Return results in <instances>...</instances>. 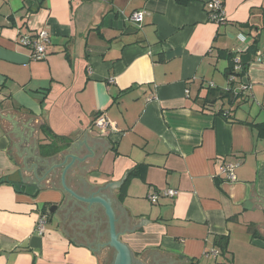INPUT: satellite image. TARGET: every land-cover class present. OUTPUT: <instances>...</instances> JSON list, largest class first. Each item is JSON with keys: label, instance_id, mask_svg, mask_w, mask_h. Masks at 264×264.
<instances>
[{"label": "crops", "instance_id": "crops-1", "mask_svg": "<svg viewBox=\"0 0 264 264\" xmlns=\"http://www.w3.org/2000/svg\"><path fill=\"white\" fill-rule=\"evenodd\" d=\"M209 1L0 0V264L114 261L105 206L76 195L110 202L132 264H264V0H222L223 22ZM43 29L35 60L20 38ZM255 43L232 85L251 89L220 96L229 52ZM46 127L69 143L51 154ZM166 189L178 193L150 200Z\"/></svg>", "mask_w": 264, "mask_h": 264}, {"label": "built area", "instance_id": "built-area-1", "mask_svg": "<svg viewBox=\"0 0 264 264\" xmlns=\"http://www.w3.org/2000/svg\"><path fill=\"white\" fill-rule=\"evenodd\" d=\"M207 9L208 17L210 20L219 22H223L225 20L224 5L222 0H210L207 4ZM144 16L145 12L143 10H136L126 19H129L141 26L144 20ZM20 43L32 49L31 56L33 59L43 60L47 57V47L51 43V34L48 30L45 29L40 30L36 33L22 34ZM234 62V72L229 74L228 76L229 86L227 87V90H232L235 94L249 91L252 87L250 83H241L238 88L232 87L237 79L235 72L241 70L240 56H236ZM211 86H215V84L212 83ZM95 122L103 132H107L109 129L113 128L111 120L103 113L97 116ZM236 165L237 163H224L221 166V173L228 179H235ZM177 193L178 191L175 189H166L153 192L152 194H150L149 198L152 201H158L161 196H175ZM48 218L49 215L47 212L40 214L37 223V231L39 233L44 232Z\"/></svg>", "mask_w": 264, "mask_h": 264}, {"label": "trees", "instance_id": "trees-1", "mask_svg": "<svg viewBox=\"0 0 264 264\" xmlns=\"http://www.w3.org/2000/svg\"><path fill=\"white\" fill-rule=\"evenodd\" d=\"M189 1L190 0H178V2L181 4H186ZM256 48H257L256 43L254 45H250L248 47V49L246 50V52L241 55V57H240L241 70L238 72H235V75L237 77H243L247 73L249 63L251 61V57L254 54L253 52H256ZM236 56H238V55L235 54L234 52H229L230 65H229L228 70L226 72L227 76H229V74L234 72V66H235L234 59ZM215 91H217V90L212 89V88L209 89L204 101L207 100V101L212 102L211 96L217 95V93H220V96H227V97L229 96V98H233V99L236 98V96L233 95L232 90H219L217 93ZM238 95H240V94H238ZM256 125H258L259 128L264 127V123H259ZM44 130L46 133H48L50 135V137L52 139V142L50 143V145L53 146L51 154L59 151V148L61 147L60 146L61 142L65 143V144L69 143V140H67L64 136H60V135L56 134L51 128L46 127V128H44ZM61 145H63V144H61ZM134 175H139V169L138 168L134 169L132 172L129 173L128 178L125 180V182L121 186L120 192H119L120 199L125 198V196L127 194L128 186H129L130 181ZM42 213H45V212H42ZM48 215H51V214L48 212ZM228 242H229L228 236H217L215 238V244L220 246V248L222 249V252H225L227 250ZM109 264H113V259H112V261L110 260Z\"/></svg>", "mask_w": 264, "mask_h": 264}, {"label": "water", "instance_id": "water-1", "mask_svg": "<svg viewBox=\"0 0 264 264\" xmlns=\"http://www.w3.org/2000/svg\"><path fill=\"white\" fill-rule=\"evenodd\" d=\"M63 183H64V174H63ZM15 187L18 189L25 190L28 193H33L36 189L35 185L24 184L23 182H20V181L15 183ZM72 193L75 194L74 192H72ZM76 196L78 198L85 200V201H88V202H101L105 206L106 212L109 216V221H110V238H111L110 244L117 251V254L115 255V259L113 261V264H132V256L130 254L128 247L119 240V236H118V233L116 231V218H115V214H114V211L112 209L110 202L104 198H99V197L84 198V197H79L78 195H76ZM51 211H53V208L51 209Z\"/></svg>", "mask_w": 264, "mask_h": 264}, {"label": "rangeland", "instance_id": "rangeland-1", "mask_svg": "<svg viewBox=\"0 0 264 264\" xmlns=\"http://www.w3.org/2000/svg\"><path fill=\"white\" fill-rule=\"evenodd\" d=\"M262 42H264V38H262ZM216 261V260H215Z\"/></svg>", "mask_w": 264, "mask_h": 264}]
</instances>
